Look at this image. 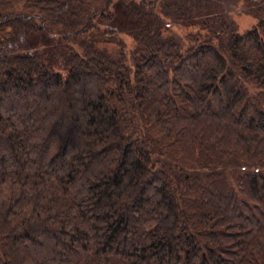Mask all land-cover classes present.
<instances>
[{"label":"trees","instance_id":"obj_1","mask_svg":"<svg viewBox=\"0 0 264 264\" xmlns=\"http://www.w3.org/2000/svg\"><path fill=\"white\" fill-rule=\"evenodd\" d=\"M76 2L0 0V264H264V18L124 0L118 50L73 45L113 0Z\"/></svg>","mask_w":264,"mask_h":264},{"label":"rangeland","instance_id":"obj_2","mask_svg":"<svg viewBox=\"0 0 264 264\" xmlns=\"http://www.w3.org/2000/svg\"><path fill=\"white\" fill-rule=\"evenodd\" d=\"M70 6L76 5V0H67ZM124 0H113L110 6L109 13L107 17L96 19L98 31L95 30L93 33L89 32L85 35L75 38L73 45H76L79 41L84 39L92 38L100 43V46L107 45L112 49H120L127 44L130 45L137 31L140 30L139 23L131 17L130 9L127 12L125 9ZM67 5H62L60 8L64 9L69 13V8ZM206 14V13H205ZM218 15H227L235 21L238 30L241 34H246L251 31L260 20L264 18V0H240L236 7L231 9L218 8L216 11L210 12V15H202L197 20L209 21ZM180 22V21H179ZM181 23V22H180ZM175 26V25H173ZM180 28H183L179 24ZM170 29L176 30V28L171 27ZM172 30H169L172 33ZM186 32V30H183ZM184 34V33H183ZM51 36L45 33H35L31 34L28 38L22 41L19 49L20 52H24L27 55H41L48 59L53 60L54 69L66 75L64 60L66 55V48L68 45L67 41L62 39L58 42H54ZM65 51V52H64Z\"/></svg>","mask_w":264,"mask_h":264}]
</instances>
